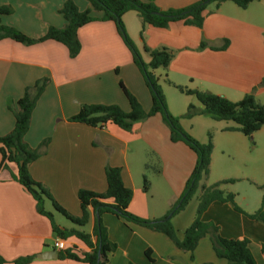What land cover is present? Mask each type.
<instances>
[{"label": "crops", "instance_id": "obj_1", "mask_svg": "<svg viewBox=\"0 0 264 264\" xmlns=\"http://www.w3.org/2000/svg\"><path fill=\"white\" fill-rule=\"evenodd\" d=\"M65 1L0 0V6L14 9V13L3 16L1 22L39 39L50 27H65L66 21L60 14ZM73 1L81 12L90 9L86 0ZM200 1L155 0V4L160 10L168 11L185 9ZM130 14L132 12L123 17V22L141 52L148 47L167 48L174 53L169 68L155 72L165 95L174 98L167 89L172 87L167 84L169 80L178 86L225 96L232 102L253 94L264 105L261 84L264 80V1L253 2L246 9L232 2H225L218 8L210 5L201 28L182 21L171 23L166 29L146 26L143 38L139 16ZM92 15L95 18L103 16L94 11ZM79 40L82 51L75 59L64 45L55 41L30 47L12 40L0 41V137L9 134L15 126L8 106L15 105L27 87L40 79H49L25 138L34 149L50 140L42 156L30 166L32 178L48 188L65 210L80 217L78 192L104 193L107 190L106 166L118 167L122 169L126 187L134 192L129 212L150 221L161 219L183 195L197 156L184 143L171 141L170 129L161 115L136 123L131 132L115 125L92 128L70 123L69 119L77 115L83 105H117L130 112L121 83L139 100L146 113L152 107L150 91L114 23H91L79 31ZM143 58L149 62L146 54ZM189 105L201 109L194 100L177 99L175 104L168 105V110L180 117L186 114ZM183 121L184 130L191 134ZM229 127L222 131L227 132L225 129ZM197 139L207 143L206 139ZM223 153L230 152L223 149ZM229 155L235 157L232 153ZM152 157L157 159V166L150 177L151 163L147 158ZM214 164L212 155L210 176L215 175ZM11 173H16L13 165L10 171L0 175V256L6 264L32 256L35 260L30 264H85L61 261L58 256L55 260L37 258L47 251L58 252L57 240L50 221L38 213L34 198L12 179ZM144 175L150 183L147 193L143 190ZM237 182L247 185H233L222 190L235 195L236 206L241 210L229 203L215 202L203 219L216 225L224 238L248 241L257 264H264V222L252 217L262 208L264 190L260 186L264 183L252 178H243L233 184ZM50 206V202L45 205L59 226L93 235L98 224L93 210H90V222L80 228L72 223L58 222V213L50 210ZM197 207L198 199L192 210L188 213L184 210L175 217L173 225L180 239L194 221ZM100 221L110 241L117 245L106 264H228L216 256L209 237L202 239L192 254L178 249L164 234L126 223L114 214H104ZM64 242L66 248H76L80 253L90 251L75 237ZM147 250L151 251L152 261L146 257Z\"/></svg>", "mask_w": 264, "mask_h": 264}, {"label": "trees", "instance_id": "obj_2", "mask_svg": "<svg viewBox=\"0 0 264 264\" xmlns=\"http://www.w3.org/2000/svg\"><path fill=\"white\" fill-rule=\"evenodd\" d=\"M86 1L89 3L90 9L84 12L78 9L73 0L65 1L60 9V14L66 21L65 27L61 29L50 27L47 33L39 39H33L16 28L3 25L1 18L12 15L14 9L11 6H0V41L12 40L28 47L46 41H55L64 45L70 57L75 59L82 51L79 31L83 27L97 21L114 23L119 36L130 51L133 62L141 72L150 91L152 97L151 110L146 113L139 100L121 83V89L130 105V112H125L117 105H83L79 113L71 117L69 122L92 128L115 125L126 132H131L136 123L161 115L170 129L171 141L173 143H184L197 156L196 166L186 183L184 193L176 205L161 219L154 221L143 219L129 212L134 192L126 187L122 169L107 165L105 168L107 190L104 193L80 190L78 192V200L82 210L80 217L73 216L65 210L54 199L49 189L35 181L30 173V166L42 156L43 149L47 148L50 140L43 141L39 148L34 149L30 147L25 139L30 130L33 112L49 85V79L47 78L40 79L33 86L27 87L24 96L15 105L10 104L8 106V109L14 115L15 126L9 134L0 137V175L4 171H10L13 165L16 173H11L12 179L24 187L34 198L38 213L50 221L56 240L67 241L75 237L84 242L90 249L86 253H80L76 248L58 250V259L61 261L72 260L85 264H106L110 255L117 250V245L110 241L107 229L101 221L96 225L93 235L75 228L67 229L59 226L55 222L54 214L47 211L45 207L47 202H50L55 213L60 214L70 223L80 228L85 227L90 222V210H93L100 218L104 214H114L126 223L164 234L178 249L184 252L193 254L200 241L205 237H209L212 248L219 259L226 260L228 264H257L249 249L248 241L224 238L216 225L204 221V214L215 202L229 203L235 206L237 210H241L236 206L235 195L226 193L221 188L223 185L233 184L236 180H223L210 186L201 184L203 180L209 177L211 171L214 150L212 138L209 136L207 143H200L184 130L181 120H191L197 116H208L216 122L235 123V127L226 128V131H235L244 136L252 137L264 127V105L260 104L253 94L245 95L239 102H232L225 96L178 86L167 80V84L183 95L195 97L202 106L201 109H197L194 105H189L185 115L173 116L168 110L164 92L155 72L159 69L167 70L174 59V53L167 48L150 49L144 47L143 51L149 57V62H146L142 52L129 36L123 17L130 12L138 14L142 23L140 36L143 38L146 26L166 29L171 23L182 21L186 25L201 28L206 10L210 5L218 8L225 2H232L239 8L246 9L251 3L264 0H202L185 9H171L168 11L160 10L155 4V0H146L145 2L141 0ZM93 11L101 12L103 16L95 18L92 15ZM202 47H206V45L202 44ZM225 48L227 46H224ZM261 84L264 86V80ZM260 189L264 190V186H260ZM143 190L146 193L150 190V183L146 175L143 177ZM199 191L195 219L185 230L183 238L180 239L171 220L185 210ZM252 217L264 222V197L262 208ZM146 257L152 261L150 250L146 251ZM34 260L35 257L33 256L25 257L14 261V264H30ZM6 263L0 256V264Z\"/></svg>", "mask_w": 264, "mask_h": 264}, {"label": "rangeland", "instance_id": "obj_3", "mask_svg": "<svg viewBox=\"0 0 264 264\" xmlns=\"http://www.w3.org/2000/svg\"><path fill=\"white\" fill-rule=\"evenodd\" d=\"M130 15H133V17H137L136 15L138 14L136 12H132V14ZM135 32H136L135 34H137V31ZM142 54L145 55L143 52ZM145 61L147 62V59H145ZM167 89H169L171 93H173L174 95V98L171 99L170 95L164 94L166 98L167 106L169 104L170 105L175 104L177 99H189V100H194L195 103L198 105V107L202 108L200 103L196 102L197 99L195 97L183 95L173 87ZM182 120H184L183 123L187 125L188 130L191 132L190 135L196 136L193 137L197 141L202 143L200 140L197 139V138H201L204 140L206 139V142H208L209 136H211L213 145L214 147H216L214 148L212 154L215 162L214 164L215 175L214 176L209 175L208 178L202 181L201 183L202 185L205 184L213 185V182L215 180H220L222 178H224L223 180H236V181L242 180L243 178H252V180H257L262 184L264 183V129L261 132H257V134L255 133L256 135L254 134L252 137H247L239 132L236 133L235 131L234 132L222 131V129L225 127L236 126L235 123L233 122H226V121L216 122L208 116H197V118L195 119L193 118L191 120L188 119H182ZM223 149L228 150V152L230 153L224 154ZM231 153L234 154L235 156L234 158L229 155ZM147 161L151 163V168L149 170V175L151 177L152 173L156 171V169L154 168L157 166L156 165L157 159L152 157L150 159L147 158ZM159 165H160V160L158 166ZM243 183L245 182H237V184H227L225 186L223 185L221 188L226 189L227 187H232L233 185H247ZM199 195H200V191L190 201L188 206L185 208L186 212L184 213H188V211L194 208V205H196L197 202V197ZM49 209L52 210V207L50 206ZM56 215L58 222H65L67 224H70V222H68L66 218H64L60 214H56ZM175 217L171 220L172 224L176 219Z\"/></svg>", "mask_w": 264, "mask_h": 264}, {"label": "water", "instance_id": "obj_4", "mask_svg": "<svg viewBox=\"0 0 264 264\" xmlns=\"http://www.w3.org/2000/svg\"><path fill=\"white\" fill-rule=\"evenodd\" d=\"M97 221L100 223V216L97 214ZM58 252L56 250L47 251L38 255V259L40 260H55L57 259Z\"/></svg>", "mask_w": 264, "mask_h": 264}, {"label": "built area", "instance_id": "obj_5", "mask_svg": "<svg viewBox=\"0 0 264 264\" xmlns=\"http://www.w3.org/2000/svg\"><path fill=\"white\" fill-rule=\"evenodd\" d=\"M55 247L58 250H64L66 248L65 242L63 240H57L55 243Z\"/></svg>", "mask_w": 264, "mask_h": 264}]
</instances>
